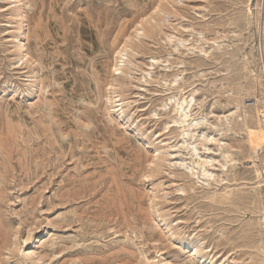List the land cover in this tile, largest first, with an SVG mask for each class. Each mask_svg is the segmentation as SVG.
<instances>
[{
	"label": "rangeland",
	"instance_id": "1",
	"mask_svg": "<svg viewBox=\"0 0 264 264\" xmlns=\"http://www.w3.org/2000/svg\"><path fill=\"white\" fill-rule=\"evenodd\" d=\"M23 4L14 18L0 0V264H264V146L252 161L245 141L264 113V0ZM190 93L208 183L171 122Z\"/></svg>",
	"mask_w": 264,
	"mask_h": 264
},
{
	"label": "bare ground",
	"instance_id": "2",
	"mask_svg": "<svg viewBox=\"0 0 264 264\" xmlns=\"http://www.w3.org/2000/svg\"><path fill=\"white\" fill-rule=\"evenodd\" d=\"M14 2H18L21 3V7L18 8L19 10H15L14 11V18H17L19 16H22L21 14L24 12V4H23V0H13ZM249 11L250 8H248ZM24 16V15H23ZM22 16V18H23ZM139 29L136 30V37L139 38V36H146V32L144 29H142L140 32H138ZM22 35H25L24 32V21L21 20L19 22H17V26L15 28V37L18 38L21 37ZM35 35V34H34ZM36 36V35H35ZM34 36V37H35ZM23 37V36H22ZM37 38V37H36ZM183 40H180L179 43H183ZM134 47H132L131 49L136 50V47L138 46L136 43L132 44ZM18 47L21 50L26 51L25 49V43L23 41H20L18 44ZM27 53H24V56ZM118 58L119 62L125 63L126 65H130V58L128 56V51H127V44L124 43L121 47L117 48L116 53H115V58ZM121 67H116V70H119ZM173 81H176V77L173 79ZM253 87V86H252ZM113 96V95H112ZM170 99V98H168ZM171 100V99H170ZM194 101V97L193 94L190 93L189 95H184L180 98L175 97V95L173 96V104H172V111L174 114V119L171 120L173 125H177L179 127H181L180 129V135H181V145L180 147H182L185 151L186 154L188 155L189 158V164L188 170L187 172L193 176L194 178L197 179V182L202 180L205 181L206 183H208V181L210 179H212L214 177V173L212 170H210V168L208 166L212 165V161H214V159H212V157H199V156H194V149L196 148L195 145L192 144L191 141L188 140V134L191 133L192 127L197 126L199 124V122L197 121H193L194 119L191 118V105L190 102ZM256 102H258L259 100L256 99ZM121 105V104H119ZM258 112V119L257 122L255 124L258 133H259V140H256L255 138H246V144H248V158L249 160H254L256 158H258V154L260 149L264 146V113L262 112V110L257 109ZM243 125V129L247 130V126L246 124H242ZM186 134V136H184ZM199 140L201 141H208V140H216L213 137H208L207 135H205L204 133H202L201 135H199ZM206 150H209V148H205ZM156 151H160V149H156ZM222 160H223V167L227 166L228 163L232 160H234V155L231 151H227V150H223L222 152ZM181 165L186 163L183 159L182 161H180ZM259 170V169H257ZM257 172V171H256ZM259 172V171H258ZM260 174V173H259ZM258 174V175H259ZM28 238V237H27ZM27 238L25 239V241L27 240ZM194 237H191V240H193ZM197 241L200 242V240L198 239ZM202 244V242H200ZM202 250V248H195L193 251L194 254L200 252ZM27 256L31 255V253H27ZM228 261V263L230 264H235L236 260L234 258H231L228 260V258H224V262Z\"/></svg>",
	"mask_w": 264,
	"mask_h": 264
}]
</instances>
